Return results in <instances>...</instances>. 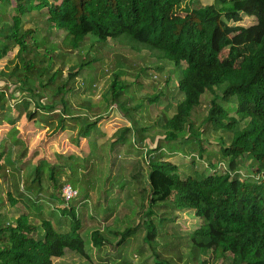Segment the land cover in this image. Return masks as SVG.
<instances>
[{"label": "trees", "instance_id": "trees-1", "mask_svg": "<svg viewBox=\"0 0 264 264\" xmlns=\"http://www.w3.org/2000/svg\"><path fill=\"white\" fill-rule=\"evenodd\" d=\"M175 6L185 15L169 18ZM63 23L71 25L61 40L48 32ZM85 38L94 55L125 43L180 77L169 71L160 90L135 98L150 67L116 54L99 69L111 74L94 111L83 95L104 59L79 55ZM163 67L151 70L162 76ZM0 81V125H9L0 210L8 200L14 211H0V264H53L68 251L105 249L97 264H264V0H0ZM206 93V124L197 129L192 116ZM145 100L159 109L153 125L137 112ZM114 109L128 122L109 134L100 121ZM22 118L90 149L34 161ZM67 183L77 195L62 206ZM88 210L103 227L83 226ZM191 216L186 231L182 219Z\"/></svg>", "mask_w": 264, "mask_h": 264}, {"label": "rangeland", "instance_id": "rangeland-1", "mask_svg": "<svg viewBox=\"0 0 264 264\" xmlns=\"http://www.w3.org/2000/svg\"><path fill=\"white\" fill-rule=\"evenodd\" d=\"M185 12L182 11L179 7H173L169 11V18H175V17H181L184 16ZM34 20L30 21L33 22ZM30 24V23H29ZM39 24V23H38ZM71 23H63L61 28L59 30H54L53 26L50 25L48 32H53L54 35L58 37L59 40L64 36V34L67 31V28L70 27ZM52 30V31H51ZM90 40L85 38L83 43H81V53L79 55L85 56L88 61H93L94 57L102 56L99 53H96L94 55V51L90 45ZM121 45V48H116V45L113 44V42H110V46H112V49L110 51L105 50L102 57L104 61L99 62V68L90 73L91 74V82H92V89L88 91L85 95H83L84 99H90L93 104V110L101 112L102 107V93L105 91L106 86L108 85V79L110 77L111 71L106 72V74L102 75L99 71V69H109L108 67L111 65L112 61H114V56L119 53H123L125 57L127 58V61L129 64L132 65H139L140 67H146L149 66L150 69L148 70V73H150L149 76H142L143 84L141 86H137V89L134 90L133 97L139 98V97H147L149 95H152L153 92L156 90H160V88L165 83L166 76L169 75V71L173 74V81H177V79L180 77V73L177 71V69L172 66L168 61L156 59L154 56H149L147 51L142 50L140 53L133 52L131 49H129L128 45L125 46ZM77 50H75L76 52ZM225 51V50H224ZM223 52L222 54H224ZM103 54V51L101 52ZM122 55V54H121ZM246 56V54H244ZM241 57L236 62V66H238L239 61L242 59ZM97 63V62H96ZM11 64V63H10ZM9 64V65H10ZM157 65L164 66L162 71V76H160L156 71L151 70V67H155ZM8 72V67L4 69V73ZM88 72V71H87ZM129 72H134V70L131 68ZM152 75V76H151ZM127 79L132 80V76H127ZM83 79L81 77L78 78V82L76 83V86H79L81 84V81ZM0 85H3V82L0 81ZM1 87V86H0ZM130 91V89H129ZM210 93H206L202 97V103L201 105L194 111V114L192 116L193 119V127L197 129L204 128L206 122L205 120L202 121V119L207 115L208 113V107H209V100H210ZM163 105L164 102H161ZM147 109V112L145 110ZM137 112H142L143 120L148 125H153L154 121L157 119V114L159 113V109L155 108L152 104L147 106V102L145 100L144 104H142L141 107L137 109ZM113 113V112H112ZM110 112V115L112 114ZM115 117L107 119L105 122H103L104 119H106V115H104L103 120L100 121L101 126H103L109 134L112 133L113 130H115L117 127L124 125L126 122H128V118L126 115H121L119 110L114 109ZM17 126L22 132V135L25 137L27 142V155L28 157L31 155L33 151H38V154L34 158V161L38 160L41 157H46L50 160L55 159V155L57 153H78L82 156L86 155L90 149L89 143L83 139L79 145H74L71 142L70 138H67L65 133L63 131L59 130H47L46 128H41L38 126V124L33 123L32 121H28L25 118H22L19 122H17ZM9 128V125L6 123H3L0 125V143L4 139L5 132ZM155 131L160 136L162 135L161 131L162 129L159 126H155ZM211 138H214V135H211ZM148 141V140H147ZM149 148L152 149V151H155L156 149V143L148 141ZM14 156L16 154H13ZM13 156V157H14ZM124 178H127V175L124 174ZM0 196L5 199L4 196H6L5 189L0 190ZM92 199H96L97 195L95 192L92 193ZM59 202H57L58 204ZM91 204V203H90ZM60 205L65 206L64 203H60ZM12 207L9 205L8 200H5L4 207L1 208V212H8V215L14 214V211L11 210ZM91 210H88L84 218H82L84 221H82L83 226L90 227V226H98L101 225V227L104 226L103 222L99 219H97L95 216H92ZM81 212H79L80 214ZM192 222H190L187 218L182 219L183 223L185 225V230L192 228V226L196 223L195 219L191 216ZM144 235V234H142ZM140 241H143L140 237ZM146 250V249H145ZM107 251V249H105ZM105 251L97 252L95 250L91 251L88 250V257L87 256H81L77 253L73 252H67L64 256L60 258H54L53 264H97L102 261H106L107 257L105 256ZM126 256L129 257L131 250L130 248L125 249ZM231 256V254H228ZM131 258V257H130ZM144 258H151L149 252H147L144 256ZM136 264L139 262L136 260ZM227 262H224L226 264Z\"/></svg>", "mask_w": 264, "mask_h": 264}, {"label": "built area", "instance_id": "built-area-1", "mask_svg": "<svg viewBox=\"0 0 264 264\" xmlns=\"http://www.w3.org/2000/svg\"><path fill=\"white\" fill-rule=\"evenodd\" d=\"M77 195V191L69 184H65L61 189L62 202L67 205L68 202Z\"/></svg>", "mask_w": 264, "mask_h": 264}, {"label": "crops", "instance_id": "crops-1", "mask_svg": "<svg viewBox=\"0 0 264 264\" xmlns=\"http://www.w3.org/2000/svg\"><path fill=\"white\" fill-rule=\"evenodd\" d=\"M7 130H8V129H7ZM7 130H6V131H7ZM4 137H5V136H4Z\"/></svg>", "mask_w": 264, "mask_h": 264}]
</instances>
